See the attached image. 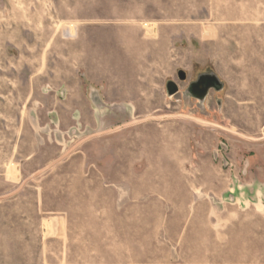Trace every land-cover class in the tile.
<instances>
[{
	"label": "rangeland",
	"instance_id": "obj_1",
	"mask_svg": "<svg viewBox=\"0 0 264 264\" xmlns=\"http://www.w3.org/2000/svg\"><path fill=\"white\" fill-rule=\"evenodd\" d=\"M0 264H264V0H0Z\"/></svg>",
	"mask_w": 264,
	"mask_h": 264
},
{
	"label": "water",
	"instance_id": "obj_2",
	"mask_svg": "<svg viewBox=\"0 0 264 264\" xmlns=\"http://www.w3.org/2000/svg\"><path fill=\"white\" fill-rule=\"evenodd\" d=\"M178 79L180 81H185V73L179 71ZM222 86V83L218 80L216 76L206 74L198 77L197 81L189 86L188 91L190 95L193 96L195 99L202 101L209 90H215L216 92H219L222 90ZM166 91L168 96L175 95L178 92L177 85L172 81L168 82L166 85Z\"/></svg>",
	"mask_w": 264,
	"mask_h": 264
},
{
	"label": "crops",
	"instance_id": "obj_3",
	"mask_svg": "<svg viewBox=\"0 0 264 264\" xmlns=\"http://www.w3.org/2000/svg\"><path fill=\"white\" fill-rule=\"evenodd\" d=\"M197 121V120H196ZM198 122H201L200 120H198Z\"/></svg>",
	"mask_w": 264,
	"mask_h": 264
}]
</instances>
